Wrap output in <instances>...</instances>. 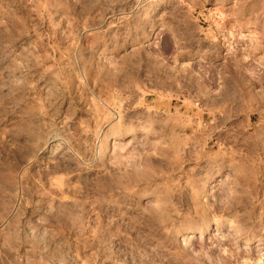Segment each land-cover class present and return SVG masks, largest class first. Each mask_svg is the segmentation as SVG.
Returning <instances> with one entry per match:
<instances>
[{"label": "rangeland", "instance_id": "rangeland-1", "mask_svg": "<svg viewBox=\"0 0 264 264\" xmlns=\"http://www.w3.org/2000/svg\"><path fill=\"white\" fill-rule=\"evenodd\" d=\"M0 264H264V0H0Z\"/></svg>", "mask_w": 264, "mask_h": 264}, {"label": "bare ground", "instance_id": "bare-ground-1", "mask_svg": "<svg viewBox=\"0 0 264 264\" xmlns=\"http://www.w3.org/2000/svg\"><path fill=\"white\" fill-rule=\"evenodd\" d=\"M209 187V186H208Z\"/></svg>", "mask_w": 264, "mask_h": 264}]
</instances>
